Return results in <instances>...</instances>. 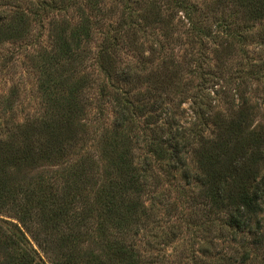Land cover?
<instances>
[{
    "label": "trees",
    "instance_id": "1",
    "mask_svg": "<svg viewBox=\"0 0 264 264\" xmlns=\"http://www.w3.org/2000/svg\"><path fill=\"white\" fill-rule=\"evenodd\" d=\"M167 2L169 20L182 12L201 50L163 58L162 88L147 84L136 99L142 70L118 54L136 43L129 18L138 0H113L108 14L96 0H0V46L32 43L44 52L45 106L41 118L0 136V264H264V127L255 126L257 111L241 86L235 94L216 90L220 76L205 67L204 52L205 40L219 39L207 18L218 24L220 45L244 42L264 22V0H214L204 19L182 0ZM72 8L77 22L67 16ZM111 18L117 24L91 52L97 26ZM88 59L98 68L100 100L95 120L83 124L94 89L82 69ZM188 71L201 81L196 88L182 84ZM195 89L191 117L180 122L168 101ZM210 92L236 98L219 110ZM44 163L55 169L30 173Z\"/></svg>",
    "mask_w": 264,
    "mask_h": 264
},
{
    "label": "rangeland",
    "instance_id": "2",
    "mask_svg": "<svg viewBox=\"0 0 264 264\" xmlns=\"http://www.w3.org/2000/svg\"><path fill=\"white\" fill-rule=\"evenodd\" d=\"M30 1L37 2L38 0ZM96 1L102 4L101 7L104 8V13L106 14H108L110 8L115 9L116 4L113 3V0ZM138 1V5H131L134 13L133 17L130 16L129 18L136 22V31L134 34L136 43L133 50L122 46V51L118 54L121 62L124 64L132 63L138 65L139 69L142 70L143 79L146 82L143 88L134 92V97L136 99L141 98L140 95H144L147 90L150 89L147 84L151 83L154 87L158 86L160 89L162 88V84L158 82L162 81L160 75H162L164 59L167 62H171V56H173L180 61L182 59L181 56L188 55L190 52L196 54L201 50L199 43L195 42L197 39H194L192 33H190L188 22L182 20L184 18L182 12H172V17L174 14V20L173 18L169 20V13L165 11L168 7L167 0ZM182 1L186 2V6L193 10L194 18L200 17V19H204L200 16L201 11H204L214 0ZM86 4V2L83 4V9L85 10L88 9ZM128 6L130 5L128 4ZM147 7L150 8V10L153 9V18L150 16L149 18L147 17L145 13ZM2 10L3 8L0 7V13ZM117 11L120 13L123 11V8L117 5ZM77 14V9L72 8L67 16L76 20L74 22H77ZM154 14L160 15L161 20L159 19V22L154 20L156 19ZM99 19L100 18H97V20ZM93 20H96L95 16ZM106 21L107 25L103 26L100 24L97 26L100 30H95L93 34V43L90 47H87L88 50H96V46L102 41L103 35L101 34L107 32L109 24H111L110 26H115L117 24V19L111 18V20L109 19ZM45 25L46 30L43 31V40L45 42L44 45L47 47L49 45V41L47 42L48 23H45ZM217 25V22L212 17L207 18L204 24L207 30L212 32L213 36L219 38L218 40L215 39V41H204V52H207V63H205V67L214 70L216 74L220 76V85L216 90L225 88L226 91H233L230 93L235 94V90L241 86L240 91L242 95H246L245 97L251 101V105L254 106L257 111L255 126L262 128L264 127V22H262L261 25H255L254 32L251 33L255 37H250L244 42L230 39L226 44L224 43L223 46L219 43H223L225 40L222 39V35L217 31ZM250 25L253 26V23ZM193 40L194 42H192ZM164 51L165 53H163ZM43 53L40 47L32 43H30V45L25 43H6L0 46V136L3 138L8 134L6 132L9 128H14L26 122L35 121L41 118L45 113L43 96L39 91V84L43 76V71L39 68L41 64V58L39 57ZM222 57H224V59H221ZM217 58L219 62L216 61ZM221 62L224 63L221 64ZM216 63L224 65L223 68H217ZM82 69L86 75H88L90 82L94 83V89L86 96L91 103V107L89 110L82 113L81 122L86 124L89 120H95L94 116L97 114L96 108L100 100L98 98L100 97L99 88L101 81H99L100 75L94 60L88 59ZM200 82L199 77H197L196 74L193 75L190 71L182 77V84H190L191 88H196ZM165 87L168 88L169 92L173 89L172 84L169 82L165 84ZM196 91L197 89L185 95H172L170 100H174L173 103L170 104V101H168V106L178 113L179 117L182 116L180 122H184L191 117L190 106L193 98L191 94H193V92L196 93ZM232 94L223 96L221 93L219 96H215L210 92V99H208V101L217 105L219 110H224L229 106V101L233 100L234 97L236 98V96H231ZM107 114H110V118H112L113 115H111L112 113H110L108 107L106 110V115ZM137 127L138 130L145 128V118L140 117L137 119ZM139 132L142 133L143 131ZM53 165L56 164H41V167L37 169L32 168L30 173L51 171L55 169ZM186 207V204H181V207H178V212L187 214L188 210ZM9 216L10 215L5 214L1 217L5 220L12 221L13 219ZM33 247L37 249V246L34 244ZM171 250L172 249L169 248L168 252L170 253Z\"/></svg>",
    "mask_w": 264,
    "mask_h": 264
}]
</instances>
